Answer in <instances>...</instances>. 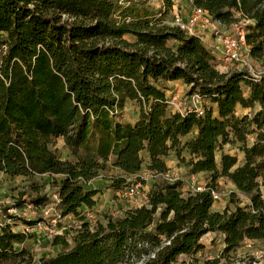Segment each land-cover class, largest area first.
Returning <instances> with one entry per match:
<instances>
[{"label":"trees","instance_id":"obj_1","mask_svg":"<svg viewBox=\"0 0 264 264\" xmlns=\"http://www.w3.org/2000/svg\"><path fill=\"white\" fill-rule=\"evenodd\" d=\"M228 26L241 19L249 55L264 58V0H192ZM166 10L171 0H163ZM133 0H0V172L53 177L59 216L80 225L71 236L55 235L62 250L36 264H196L201 238L222 236L211 264H237L231 256L245 240L264 241V74L220 72L202 39L136 7ZM129 36L130 39H127ZM182 80L187 93L210 102L173 111L167 82ZM127 100L139 107L133 122L121 121ZM258 108L237 114V107ZM190 135V136H189ZM251 137V142H249ZM62 138L70 158L51 144ZM239 143L235 154L217 152ZM175 156L191 174L205 173L201 191L181 190L162 177L165 157ZM148 156L160 175L145 202L121 214L106 213L93 225L80 214L92 208L97 190L84 185L111 166L114 189H125ZM183 153L186 155L184 156ZM225 177L249 202L213 210L217 178ZM135 182V181H134ZM45 195H36L38 206ZM32 226L34 221H26ZM27 235L0 225V264H31L15 244ZM188 256L193 260H183ZM238 264H247L245 261Z\"/></svg>","mask_w":264,"mask_h":264},{"label":"rangeland","instance_id":"obj_2","mask_svg":"<svg viewBox=\"0 0 264 264\" xmlns=\"http://www.w3.org/2000/svg\"><path fill=\"white\" fill-rule=\"evenodd\" d=\"M133 1L137 3L136 7L138 9L146 8L149 14L154 15L155 18H161V21L165 23L171 22L172 7L170 10H166L163 0ZM171 2L172 5L175 3L178 9L181 8V11L186 12L188 9V6H186L188 5L187 0L184 3L179 0H171ZM209 36L213 37L211 29H209ZM3 38L4 34L0 33V42ZM126 38L130 39L129 36H126ZM251 64L255 73L264 72V58H252ZM214 66L220 72L223 70L226 72L237 70L236 63L233 62H214ZM183 83L182 80L180 82L176 81L173 84L167 82L168 90L166 96L171 99L174 98V104L170 107L173 111H176L178 108L183 110L184 108L193 107L194 100L187 93L188 87L186 84L183 85ZM199 100L202 107L211 105L205 98H199ZM257 108L258 105L252 108L238 106L237 114H252ZM138 112L139 107L137 102L127 100L120 115V120L133 122L137 119ZM58 142L59 140H54L51 147L56 150L61 158H64V145L62 146ZM249 142H251L250 139ZM238 146L239 143L224 144L221 150L217 152V160L220 152H224L235 154L240 162L242 160V153L238 149ZM174 151L172 150L170 154L173 155V159H177V162L173 165L172 171L168 173L169 175L165 173L162 177L179 180L184 193L193 191L196 185H205L208 181V175L205 173L191 174L187 167L175 156ZM183 155L185 156L186 154L183 153ZM141 156L144 158L145 153L142 152ZM67 158H70V155H67ZM107 164V167L101 170L96 178L88 181L84 185L86 189L97 190L94 195V199L96 200L95 205L92 208L86 206L80 208V214L85 217L90 225H93L98 219L102 220L103 215L106 213L121 214L126 209L144 203L146 191L149 189L151 183L160 178V175L147 169L146 164L143 163L137 175H129L126 178L127 183L134 181L141 183V188L138 193L128 195L125 193L124 188L114 189L111 186V177L118 175L119 171L111 166V160H108ZM52 180L53 177L47 174H36L31 177H10L0 172V219L9 218V225L14 231H21L27 235L24 242L15 244V248L20 249L24 247L29 250L33 260L31 264H36L38 258L42 256H52L61 251L62 247L53 243V237L55 235H62L71 243L72 233L80 225L78 218L73 215L63 217L58 215L60 209L57 203L55 204L57 195H55ZM215 191L217 197L214 198L213 210L220 211L225 206L232 208L235 203L244 205L249 202L248 197L237 191L235 186L225 177L217 178ZM37 194L47 197L46 201L38 206L32 202V199ZM8 209H10L11 214ZM26 221H34L35 223L30 226L25 223ZM201 242L204 245V249L194 256L196 264H211L209 262L219 256L222 249V236L219 233L209 232L201 238ZM246 244L243 243L241 247L231 253V256L240 260L237 264L242 263V261H245L247 264H264V241H252L250 245ZM182 259L186 261L193 260L188 256H183Z\"/></svg>","mask_w":264,"mask_h":264},{"label":"built area","instance_id":"obj_3","mask_svg":"<svg viewBox=\"0 0 264 264\" xmlns=\"http://www.w3.org/2000/svg\"><path fill=\"white\" fill-rule=\"evenodd\" d=\"M188 1L187 11H181V8L178 9L177 5L173 3L172 5V16H171V25H174L181 30H183L188 35H197L206 46L211 50V53L214 56V62L216 63H226L233 62L236 63L237 70H245L252 74L254 77H259L262 73H255L254 68L251 64L252 57L249 55V46L245 40V28L244 25L247 23V20L241 19L237 22H234L228 26L220 24L218 21H215L211 18L209 13L198 6L193 5L192 0ZM208 22V26L211 29L212 36L205 38L202 33H200L199 28L204 27V24ZM2 50L5 49V46H1ZM0 48V49H1ZM191 98L194 100L193 107L184 108L183 110L177 109L176 111L183 112L188 109H194L199 114L202 113L203 108L200 105L201 98L199 94L192 93L190 94ZM167 102L169 106L174 104V98L171 99L167 97ZM251 140V137H249ZM173 181V179H168ZM141 188V183L138 181L130 183L125 188V193L128 195H133L139 192ZM205 188L204 184L196 185L193 188V191H201ZM213 197H217L216 191L211 192ZM146 195V194H145ZM58 201V198H57ZM10 213V209H8ZM11 214V213H10ZM4 223H9V218L0 219V225ZM252 240H245L246 245H250Z\"/></svg>","mask_w":264,"mask_h":264},{"label":"crops","instance_id":"obj_4","mask_svg":"<svg viewBox=\"0 0 264 264\" xmlns=\"http://www.w3.org/2000/svg\"><path fill=\"white\" fill-rule=\"evenodd\" d=\"M180 2H185V0H179ZM185 5V4H184ZM208 25V22H206L205 24H204V27H202V28H199V31H200V33H202V35L205 37V38H208V36H209V27L207 26ZM222 72H226V71H222ZM176 81H178V82H180L181 80L180 79H177V80H171V81H168L169 83H171V84H173V83H175ZM183 85H185V83H183ZM167 92V91H166ZM237 109H238V107H237ZM190 136V135H189ZM57 140H59V142L58 143H61V145L63 146L64 145V142H63V139L62 138H57ZM64 149V153H65V157L64 158H67V155H69V151H68V148H66V147H63ZM110 160H112V157H110ZM147 161H148V156H147V154L145 153V156H144V164H146L147 163ZM165 162H166V165H167V167H168V171L166 172V174L167 175H169L168 173L169 172H171L172 171V167H173V165H175V163L177 162V159L175 160V159H173V155L172 154H169V155H167L166 157H165ZM169 177V176H168ZM55 189V188H54ZM56 190V189H55ZM181 190H183L182 188H181ZM56 195V194H55ZM57 203V198H56V200H55V204Z\"/></svg>","mask_w":264,"mask_h":264}]
</instances>
